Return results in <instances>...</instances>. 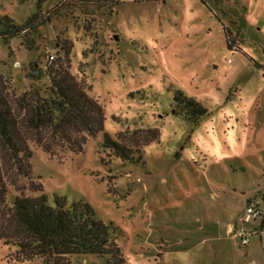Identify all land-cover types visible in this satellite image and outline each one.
I'll return each instance as SVG.
<instances>
[{
    "label": "rangeland",
    "instance_id": "obj_1",
    "mask_svg": "<svg viewBox=\"0 0 264 264\" xmlns=\"http://www.w3.org/2000/svg\"><path fill=\"white\" fill-rule=\"evenodd\" d=\"M40 1L0 0V16L22 24ZM111 1L47 0L40 13L48 23L0 43L8 94L28 91V74L54 55L105 112L97 137H71L81 145L46 136V152L30 142L33 181L51 200L89 203L113 222L127 264H264V218L246 213L249 202L264 212V0ZM179 90L208 114L197 123L175 116ZM150 129L159 140L149 142ZM105 133L134 161L105 149ZM7 180L9 203L39 195L27 179ZM67 260L106 264L94 255ZM0 264L43 263L0 242Z\"/></svg>",
    "mask_w": 264,
    "mask_h": 264
},
{
    "label": "trees",
    "instance_id": "obj_2",
    "mask_svg": "<svg viewBox=\"0 0 264 264\" xmlns=\"http://www.w3.org/2000/svg\"><path fill=\"white\" fill-rule=\"evenodd\" d=\"M45 1L41 0L38 12L22 24L8 16H0V43L9 45L12 40L26 38L37 27L48 23L49 17L43 18L40 13ZM29 48L32 49L30 44ZM65 52L68 57L70 49ZM51 56L47 58L45 70L35 66L28 74L31 82L28 91L14 96L0 86V242L14 248L24 262L39 259L43 264H70V260L61 261L94 255L103 258L106 264H127L118 244L121 232L113 222L105 224L99 220L89 203L69 204L58 194L51 200L44 193L43 185L33 181L30 142L37 143L46 152H49L45 146L46 136L81 145L71 137L82 134L97 137L105 125L104 109L89 94L85 80H79L68 66L56 64L55 60L50 62ZM44 80L48 83H43ZM173 102V114L187 121L197 123L208 114L195 97L184 91H176ZM148 133L149 142L159 140L158 131L150 129ZM102 146L124 161H134L135 152L107 133ZM10 177L29 180L31 192L39 195L16 196L9 203L7 179ZM251 204L249 202L248 206ZM254 204L264 218L260 205Z\"/></svg>",
    "mask_w": 264,
    "mask_h": 264
},
{
    "label": "built area",
    "instance_id": "obj_3",
    "mask_svg": "<svg viewBox=\"0 0 264 264\" xmlns=\"http://www.w3.org/2000/svg\"><path fill=\"white\" fill-rule=\"evenodd\" d=\"M55 60L54 56L50 57V62ZM247 215L253 216V218H261L263 213L257 208L256 204L252 203L246 209ZM243 222V220H242ZM236 230L233 232L234 236L241 242V245L247 246L249 244V239L247 238L246 232L243 228H235ZM234 230V228H233Z\"/></svg>",
    "mask_w": 264,
    "mask_h": 264
},
{
    "label": "crops",
    "instance_id": "obj_4",
    "mask_svg": "<svg viewBox=\"0 0 264 264\" xmlns=\"http://www.w3.org/2000/svg\"><path fill=\"white\" fill-rule=\"evenodd\" d=\"M232 226H233V225H230L229 229H230ZM228 232H229V230H228Z\"/></svg>",
    "mask_w": 264,
    "mask_h": 264
}]
</instances>
